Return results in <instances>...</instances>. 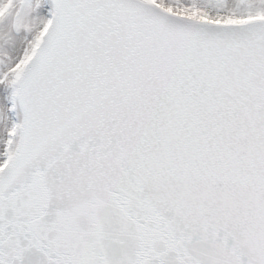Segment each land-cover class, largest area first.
<instances>
[{
    "label": "snow or ice",
    "instance_id": "6c2138e0",
    "mask_svg": "<svg viewBox=\"0 0 264 264\" xmlns=\"http://www.w3.org/2000/svg\"><path fill=\"white\" fill-rule=\"evenodd\" d=\"M0 264H264V0H0Z\"/></svg>",
    "mask_w": 264,
    "mask_h": 264
}]
</instances>
